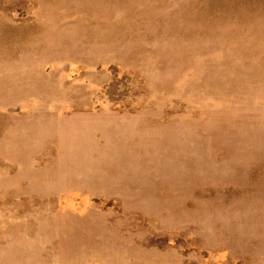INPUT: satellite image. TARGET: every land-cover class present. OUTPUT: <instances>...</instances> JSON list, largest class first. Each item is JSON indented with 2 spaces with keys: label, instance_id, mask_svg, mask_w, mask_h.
<instances>
[{
  "label": "rangeland",
  "instance_id": "rangeland-1",
  "mask_svg": "<svg viewBox=\"0 0 264 264\" xmlns=\"http://www.w3.org/2000/svg\"><path fill=\"white\" fill-rule=\"evenodd\" d=\"M0 264H264V0H0Z\"/></svg>",
  "mask_w": 264,
  "mask_h": 264
}]
</instances>
